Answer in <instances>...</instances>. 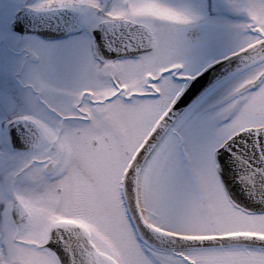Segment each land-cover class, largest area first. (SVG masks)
Listing matches in <instances>:
<instances>
[{
  "label": "snow or ice",
  "instance_id": "1",
  "mask_svg": "<svg viewBox=\"0 0 264 264\" xmlns=\"http://www.w3.org/2000/svg\"><path fill=\"white\" fill-rule=\"evenodd\" d=\"M0 264H264V0H0Z\"/></svg>",
  "mask_w": 264,
  "mask_h": 264
}]
</instances>
